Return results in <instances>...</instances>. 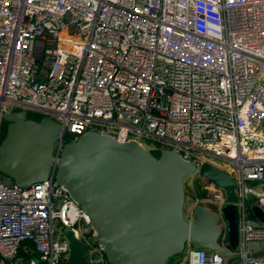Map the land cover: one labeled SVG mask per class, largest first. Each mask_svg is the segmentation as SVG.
<instances>
[{"label": "built area", "instance_id": "2783aa9c", "mask_svg": "<svg viewBox=\"0 0 264 264\" xmlns=\"http://www.w3.org/2000/svg\"><path fill=\"white\" fill-rule=\"evenodd\" d=\"M22 108L75 138L97 129L178 151L195 164L185 216L198 204L216 212L234 264H264L252 211H264V0H0V127ZM206 162L235 180V249L228 195L201 173ZM67 229L96 235L55 177L24 188L0 171V264H68ZM208 250L187 245L183 263L226 264ZM90 252L109 264L100 244Z\"/></svg>", "mask_w": 264, "mask_h": 264}, {"label": "water", "instance_id": "95a60500", "mask_svg": "<svg viewBox=\"0 0 264 264\" xmlns=\"http://www.w3.org/2000/svg\"><path fill=\"white\" fill-rule=\"evenodd\" d=\"M3 119L8 125L0 143V171L24 188L55 177L96 231L84 241L66 230L68 264L100 261L97 252H90L91 243L102 246L109 264H167L189 244L218 250L226 264L240 258L219 243L216 212L198 204L193 219L185 216V178L195 171V164L178 151L167 148L157 156L138 140L121 142L97 129L65 142L60 122L50 116L31 118L23 108L4 112ZM201 173L226 189L229 203L224 214L229 245L235 249L240 243L235 180L207 162ZM252 211L264 222L262 208L256 205Z\"/></svg>", "mask_w": 264, "mask_h": 264}, {"label": "trees", "instance_id": "16d2710c", "mask_svg": "<svg viewBox=\"0 0 264 264\" xmlns=\"http://www.w3.org/2000/svg\"><path fill=\"white\" fill-rule=\"evenodd\" d=\"M42 116L43 115H41V114H36V113H34L32 111H29V117H31V118L40 119ZM7 124H8V122L3 119L2 123H1V127H0L1 140L5 137V134H6V131H7ZM73 139H75V136L73 134L66 133L65 136H64V141L65 142L71 141ZM152 151L157 156L160 154V150H158V149H152ZM27 243L32 245L31 241H28ZM34 254L35 253H27V256L31 257V256H34ZM169 260L172 261L171 264H184L183 263V255L182 254H178V255H176L174 257H171ZM92 264H100V263L96 262V263H92Z\"/></svg>", "mask_w": 264, "mask_h": 264}, {"label": "rangeland", "instance_id": "374dc122", "mask_svg": "<svg viewBox=\"0 0 264 264\" xmlns=\"http://www.w3.org/2000/svg\"><path fill=\"white\" fill-rule=\"evenodd\" d=\"M185 182H186V190H187V205H186V207L188 208V207L190 206L191 202H192V199H191V197H192V191H191V188H190V186H189L190 176L187 177V178H185ZM181 254L183 255V261H184V252L181 253ZM173 257H174V256H173ZM173 259H174V258H173ZM171 263H172L171 260H169V261L167 262V264H171Z\"/></svg>", "mask_w": 264, "mask_h": 264}, {"label": "crops", "instance_id": "0c3cea01", "mask_svg": "<svg viewBox=\"0 0 264 264\" xmlns=\"http://www.w3.org/2000/svg\"><path fill=\"white\" fill-rule=\"evenodd\" d=\"M258 221H259V218L255 217ZM261 221V220H260ZM262 222V221H261Z\"/></svg>", "mask_w": 264, "mask_h": 264}, {"label": "bare ground", "instance_id": "6f19581e", "mask_svg": "<svg viewBox=\"0 0 264 264\" xmlns=\"http://www.w3.org/2000/svg\"><path fill=\"white\" fill-rule=\"evenodd\" d=\"M8 125V124H7ZM180 261V260H179Z\"/></svg>", "mask_w": 264, "mask_h": 264}, {"label": "flooded vegetation", "instance_id": "af4514ba", "mask_svg": "<svg viewBox=\"0 0 264 264\" xmlns=\"http://www.w3.org/2000/svg\"><path fill=\"white\" fill-rule=\"evenodd\" d=\"M3 121V120H2Z\"/></svg>", "mask_w": 264, "mask_h": 264}]
</instances>
